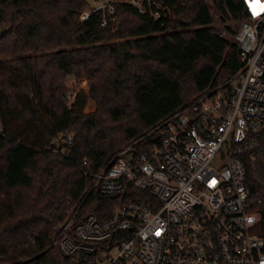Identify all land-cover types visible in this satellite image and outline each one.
Instances as JSON below:
<instances>
[{
    "label": "trees",
    "instance_id": "16d2710c",
    "mask_svg": "<svg viewBox=\"0 0 264 264\" xmlns=\"http://www.w3.org/2000/svg\"><path fill=\"white\" fill-rule=\"evenodd\" d=\"M155 1L166 17L117 4L102 27L101 11L80 21L86 0H0V264H73L52 245L65 213L85 194L77 219L103 221L121 200L91 191V174L241 67L204 0ZM211 3L222 21L242 18L240 0ZM68 76L89 88L70 106ZM248 185L263 207L256 165Z\"/></svg>",
    "mask_w": 264,
    "mask_h": 264
},
{
    "label": "built area",
    "instance_id": "2783aa9c",
    "mask_svg": "<svg viewBox=\"0 0 264 264\" xmlns=\"http://www.w3.org/2000/svg\"><path fill=\"white\" fill-rule=\"evenodd\" d=\"M90 2L80 21L101 11L102 27L116 21L117 4L166 17L155 0ZM240 2L241 67L91 174V191L121 200L103 221L77 219L85 194L65 213L52 245L73 264H264V206L248 185L255 165L264 174V0ZM145 138L151 145L137 154Z\"/></svg>",
    "mask_w": 264,
    "mask_h": 264
},
{
    "label": "rangeland",
    "instance_id": "374dc122",
    "mask_svg": "<svg viewBox=\"0 0 264 264\" xmlns=\"http://www.w3.org/2000/svg\"><path fill=\"white\" fill-rule=\"evenodd\" d=\"M205 3L210 8V12L213 15V27L214 29L224 38H226L229 42L233 43V37L234 34L240 24V20H221L219 15L214 11L212 7L211 0H204ZM171 15V14H170ZM228 28V30L226 29ZM234 33V34H232ZM65 93L64 97L67 101V105L70 106L75 99V97L80 94L81 92H84L85 95L88 94L89 88H88V79L82 78L80 80H75L74 77L68 76L66 78L65 82ZM94 103L91 99H87L86 105L83 109L84 114H90L94 111ZM1 129V127H0ZM127 148V147H126ZM125 148V149H126ZM133 151H129L125 155L122 156V159L125 161H129L132 159Z\"/></svg>",
    "mask_w": 264,
    "mask_h": 264
},
{
    "label": "water",
    "instance_id": "95a60500",
    "mask_svg": "<svg viewBox=\"0 0 264 264\" xmlns=\"http://www.w3.org/2000/svg\"><path fill=\"white\" fill-rule=\"evenodd\" d=\"M86 3H87L88 6H91L90 0H86Z\"/></svg>",
    "mask_w": 264,
    "mask_h": 264
}]
</instances>
